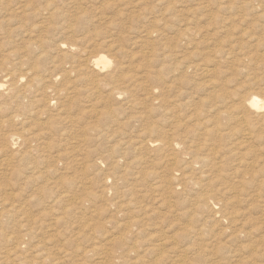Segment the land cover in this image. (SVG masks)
<instances>
[{
    "label": "rangeland",
    "instance_id": "1",
    "mask_svg": "<svg viewBox=\"0 0 264 264\" xmlns=\"http://www.w3.org/2000/svg\"><path fill=\"white\" fill-rule=\"evenodd\" d=\"M262 6L264 0H0V264H172L178 255H230L237 243L226 236V220L194 202L212 178L216 210L223 203L264 208V165L253 177L245 173L264 161L254 155L264 151V122L247 153L237 148L246 139L243 124L227 119L250 113L243 102L250 94L264 96ZM101 53L110 67H84ZM210 120L220 121L225 138L203 133ZM163 131L180 141L173 163L156 145H142ZM214 146L232 150L218 155L215 169L193 163L199 184L178 185L174 178L184 181L190 171L185 165L209 157ZM250 193L263 197L246 205ZM16 244L21 248L5 255ZM39 249L48 258L37 262ZM156 255L167 258L155 262Z\"/></svg>",
    "mask_w": 264,
    "mask_h": 264
},
{
    "label": "bare ground",
    "instance_id": "2",
    "mask_svg": "<svg viewBox=\"0 0 264 264\" xmlns=\"http://www.w3.org/2000/svg\"><path fill=\"white\" fill-rule=\"evenodd\" d=\"M260 4V3H259ZM179 5V4H178ZM261 6V5H260ZM263 7V6H262ZM173 9V8H172ZM255 11V10H254ZM259 12V11H258ZM184 13V12H183ZM255 13V12H254ZM261 14H259L258 16L262 17L264 19V7L263 9H261L260 11ZM185 15V14H184ZM185 16H188V15H185ZM255 16V15H254ZM256 17V16H255ZM258 17V18H259ZM261 18V19H262ZM262 19V20H263ZM183 30V29H182ZM180 31V30H179ZM184 31V30H183ZM188 32V31H187ZM186 32V33H187ZM192 33V32H191ZM251 33V32H250ZM149 34V33H148ZM189 34V33H188ZM179 35V34H177ZM187 35V34H186ZM185 35V36H186ZM192 35V34H191ZM253 35H255L253 33ZM174 36H175V33H174ZM189 36V35H187ZM186 36V37H187ZM184 37V36H183ZM245 37V36H244ZM146 38V36H145ZM178 38V36H177ZM246 38V37H245ZM251 38V36L249 37ZM259 39V38H258ZM173 40V38H172ZM183 40V39H182ZM190 40V38H189ZM256 40V39H255ZM254 40V41H255ZM174 41V40H173ZM184 41V40H183ZM250 41V40H249ZM253 41V42H254ZM181 42V41H180ZM187 42V41H186ZM251 42V41H250ZM176 43V42H175ZM63 44V43H62ZM174 44V43H172ZM181 44V43H180ZM179 44V45H180ZM175 45V44H174ZM177 45V46H179ZM182 45V44H181ZM186 45V44H184ZM183 46V45H182ZM181 46V48L183 49V47ZM187 46V45H186ZM173 48V47H172ZM179 48V49H181ZM186 48V47H185ZM186 50V49H185ZM187 50H190V49H187ZM186 50V51H187ZM66 51V50H65ZM151 51V50H150ZM164 51V50H163ZM191 51V50H190ZM162 52V51H161ZM166 52V51H165ZM151 53V52H150ZM169 55V53H167ZM188 54V53H187ZM245 54V53H244ZM243 54V55H244ZM148 55V54H147ZM163 55V54H162ZM248 55V54H247ZM186 56V55H185ZM241 56V55H240ZM245 56V55H244ZM249 56V55H248ZM161 57V56H159ZM163 57V56H162ZM161 57V58H162ZM149 57H147L148 59ZM151 58V57H150ZM152 60V59H151ZM164 60V59H163ZM174 60V59H173ZM177 60V59H176ZM162 61V60H161ZM165 61H167L165 59ZM192 61V60H191ZM244 61V60H243ZM168 62V61H167ZM170 62V61H169ZM189 62V61H188ZM111 59L105 55V53H101V54H97L91 58H89L85 63H84V67L88 68V69H92V70H101V69H105L107 67H110L111 66ZM176 64V63H175ZM192 64V63H191ZM189 65L188 67L190 68L192 65ZM160 65V64H159ZM178 65H181V64H178ZM188 65V64H187ZM207 65V64H206ZM156 66V65H155ZM174 66V65H173ZM198 66V65H197ZM196 66V67H197ZM202 66V65H201ZM204 66V65H203ZM175 67V66H174ZM166 68V67H165ZM177 68V67H176ZM183 68H185L183 66ZM202 68V67H201ZM178 69V68H177ZM186 69V68H185ZM197 69V68H196ZM193 70V69H192ZM203 73H206L209 71V69L207 67H204L202 69ZM86 71V70H85ZM185 71V70H184ZM182 71V72H184ZM82 72V71H81ZM180 72V73H182ZM187 72V71H186ZM200 72V71H199ZM179 73V72H178ZM202 73V74H203ZM35 74V73H34ZM201 74V73H200ZM33 75V74H32ZM110 75V73H109ZM108 75V76H109ZM162 77V75H160ZM200 76V75H199ZM8 77V75H7ZM164 77V76H163ZM176 77V76H175ZM180 77V75H179ZM178 75L176 77L179 78ZM6 78V77H5ZM84 78L86 79H89L94 85L98 84L99 80L101 81V79L98 80V78H91L88 77V76H84ZM183 78V76H182ZM191 78V77H190ZM197 78V77H196ZM201 78V77H200ZM32 79V78H31ZM37 79V77H34L33 80L35 81ZM84 79V80H85ZM163 79V78H162ZM195 79V78H194ZM32 80V81H33ZM171 80V79H170ZM166 81V79H165ZM193 81V79H192ZM168 82V81H166ZM196 82V81H195ZM89 83V82H88ZM165 83V82H164ZM107 84V83H106ZM164 85V84H162ZM183 85V84H182ZM185 85V84H184ZM4 86V84L2 82H0V89ZM11 88L10 89H13V91L15 90V95H18L20 93V90H18V88H16V86H14L13 84H11ZM169 86V84H168ZM10 87V86H9ZM182 87H185V86H182ZM99 88V87H98ZM97 88V89H98ZM102 88V87H100ZM168 89V88H167ZM92 90V89H91ZM185 90V88H184ZM187 90V89H186ZM7 91V90H6ZM24 91V90H23ZM188 91V90H187ZM28 92V91H27ZM35 92V91H34ZM186 93V91H184ZM184 92H182V94H184ZM7 93V92H6ZM9 94V93H8ZM7 94V95H8ZM25 94V93H23ZM192 94V93H191ZM189 95V94H188ZM57 96V95H56ZM184 95H182L183 97ZM181 97V98H182ZM185 97V96H184ZM188 97V96H187ZM34 98V97H33ZM194 98V97H191V99ZM183 99V98H182ZM189 99V98H188ZM167 100V99H166ZM193 101V100H192ZM196 102V100H195ZM244 108L246 110H248L250 113H245L244 110H241V111H238L237 114L235 113L234 115H229L227 117V119H229L228 121L230 120H233L235 119L237 121V124L238 123H241L243 124L241 126V124H239L241 126V129L243 130V136L246 137L245 140L241 141L239 143V146L237 148H242L244 147L245 151H248L247 153H249L251 151V147H252V144H250L251 141H254V139L256 138V135L254 134V131L257 127V125H261L263 122H264V96L263 98L260 97L258 95V93H253V94H250V96H247L245 99H244ZM199 103V102H198ZM173 103H171L172 105ZM192 104V103H191ZM200 104V103H199ZM165 105V103H164ZM174 105V104H173ZM189 105V104H188ZM193 105V104H192ZM191 105V107H192ZM203 105V104H202ZM201 106V105H200ZM188 107V106H187ZM194 107V106H193ZM202 107V106H201ZM204 107V106H203ZM170 108V107H169ZM185 108V107H184ZM207 108V107H206ZM211 108V107H209ZM168 109V108H167ZM186 109V108H185ZM190 109V108H189ZM221 110V108H219ZM218 109V110H219ZM188 110V109H187ZM217 110V111H218ZM194 111V109H193ZM204 111V110H203ZM205 112V111H204ZM207 112V111H206ZM219 112V111H218ZM220 113V112H219ZM218 113V114H219ZM223 113V112H222ZM172 114V113H171ZM189 114V113H188ZM187 114V115H188ZM197 114V113H196ZM195 114V115H196ZM187 115H184V118L187 116ZM190 115V114H189ZM214 115V114H213ZM200 117V116H199ZM179 118V117H178ZM183 118V120H184ZM187 118V117H186ZM185 118V122L188 121L186 120ZM204 118V117H203ZM207 118V117H206ZM205 118V119H206ZM217 118V117H216ZM220 118V117H219ZM202 119V118H201ZM218 119V118H217ZM175 120H176V117H175ZM178 120V119H177ZM180 120V118H179ZM220 120V119H219ZM253 120H255L253 122ZM196 121V120H195ZM198 121V120H197ZM202 121V120H201ZM204 121V120H203ZM176 122V121H175ZM174 122V123H175ZM220 122V121H219ZM219 122H212L211 120L208 122V123H203L202 126V130H203V133L204 134H209V136L211 137V139L213 138H216V137H223L225 138V135L223 134L222 132V124H219ZM180 123V122H178ZM188 123H190L188 121ZM187 123V124H188ZM170 124H173V121L172 123ZM192 124V123H190ZM227 124V123H226ZM189 125V124H188ZM193 125V124H192ZM238 125V126H239ZM174 126V125H173ZM177 126V125H176ZM239 126V127H240ZM171 128V127H170ZM174 128V127H173ZM180 128V127H179ZM178 129V128H177ZM173 130V129H172ZM182 130V129H181ZM180 130V131H181ZM199 130V128H198ZM241 130V132H242ZM170 131V130H169ZM200 131V130H199ZM201 132V131H200ZM176 135V133H174ZM178 134V133H177ZM202 134V135H204ZM15 135V134H13ZM12 135V136H13ZM175 135H170L169 133L163 131L161 136L162 138L160 139H150V140H147L145 141L142 145L144 147H147V145H151V146H155L156 145V149L159 150V152L162 154L163 157H167V160L168 162H171L173 163L174 161H177V151H176V148L178 147L180 141H177V136ZM178 136H183L181 134H179ZM206 136V135H204ZM195 137H197L195 135ZM196 139V138H195ZM202 139V138H201ZM198 141H202V140H199ZM203 142V141H202ZM208 142V141H207ZM9 145V144H8ZM210 145V144H209ZM214 145V144H213ZM11 146V145H10ZM211 146V145H210ZM209 146V147H210ZM219 147V148H218ZM214 146L210 149V153H209V157H200L197 159V160H193L192 162H188L189 164L185 165V168H190V171L188 173H185L184 174V181H181L180 182V179L175 177L174 179L176 180V183L178 185H180L181 183H194V184H199L197 178L195 177V167H194V164H197L199 163L200 165L203 166H210L211 168L215 169V167H218V164H220V160L219 161H216V159L218 158V155L223 153V156L226 157L227 155V151L230 152V149L232 150V148H229V147H221V146ZM264 146H262L263 148ZM155 148V147H154ZM200 148V145L197 146V149ZM223 149V151H222ZM261 149V148H260ZM264 149V148H263ZM154 150V149H153ZM235 150V149H234ZM237 150V149H236ZM259 150V149H258ZM240 151V150H239ZM242 151V149H241ZM245 151H242V155H245L243 154ZM184 152V151H183ZM202 153V152H201ZM232 154V152H231ZM264 154V151L262 150L261 152H255L254 155H255V159H258L259 157H261L262 155ZM179 155V154H178ZM222 157V155H220ZM241 158V157H240ZM225 163V161H224ZM248 163V162H246ZM245 163V165H246ZM227 164V163H226ZM248 165V164H247ZM246 165V166H247ZM263 165H264V161L262 160H254L253 162H251L247 168L249 170L245 171V173H249L251 177L257 175V173L259 172V169L260 168H263ZM239 166V165H238ZM244 166V165H243ZM251 166V167H250ZM241 167V166H240ZM229 168V167H228ZM244 168H246L244 166ZM219 169V168H218ZM222 169V168H221ZM220 169V170H221ZM232 169H235V168H232ZM198 170V169H197ZM188 171V170H187ZM210 171V170H209ZM233 171V170H232ZM231 171V172H232ZM205 171H201V173L198 174V176L200 175L201 177V174H203ZM227 172V170H226ZM229 172V171H228ZM235 173V171H233ZM211 173V172H210ZM239 174H241L240 172H238ZM206 174V173H205ZM216 174V173H215ZM233 175V174H230V176ZM242 175V174H241ZM211 176V175H210ZM249 176V177H250ZM212 177V176H211ZM241 176H239L240 178ZM248 177V175H247ZM196 178V179H195ZM199 178V177H198ZM215 178V177H213ZM229 178V177H228ZM238 178V177H237ZM238 178V179H239ZM244 178V177H243ZM207 179V178H206ZM250 179V178H248ZM212 182L209 181L208 184H210L211 186L209 188H201L200 191H198L195 195L196 197V201L194 203L197 204V210L203 208V207H208L210 209V212H212L211 215L213 216H216L218 213H221V217L223 219L226 220V222L228 223V228H225L228 229L230 232L229 234L226 236H228L234 243H237L235 244V248L234 249H231L230 250V255H178L176 259L173 260V263L172 264H264V208L261 207V209H258V208H255V207H245V209H242L243 206L241 208H239L238 206L236 205H232L230 203H223L221 206H220V209L219 210H216L213 205L216 204L214 201H211L210 199V196H209V192L213 189L212 187L214 186L213 184V180L211 178ZM247 180V179H246ZM204 181V179L202 180ZM217 182V181H216ZM236 182V181H235ZM238 182H240L238 180ZM218 183V182H217ZM246 181L243 180L242 184H245ZM175 184V183H174ZM207 184V185H208ZM238 184V183H237ZM177 186V185H176ZM237 186V185H236ZM182 187V186H181ZM215 188V186H214ZM236 188V187H234ZM177 189V188H176ZM232 189V188H231ZM228 190V189H227ZM175 190L173 189V191L171 192H174ZM187 192V191H185ZM235 192H237L235 190ZM172 194V193H171ZM190 194V193H189ZM194 194V193H193ZM250 196V201L249 200H245V204L246 205H249L251 204V200L253 199L252 197H255V198H261L263 196H259V195H255V194H248L247 197ZM71 200V199H70ZM77 201V200H76ZM181 202V201H180ZM171 203V202H170ZM182 203L183 200H182ZM218 209V208H217ZM149 210V209H148ZM149 213V212H148ZM259 213V214H258ZM144 214V213H143ZM253 214H258L257 216H253ZM209 216V214H208ZM212 216V217H213ZM220 217V218H221ZM218 219V218H217ZM210 220V218H209ZM216 221V220H214ZM220 221V220H219ZM212 222V221H211ZM218 222V221H217ZM216 222V223H217ZM221 222V221H220ZM215 223V224H216ZM223 224V223H222ZM224 225V224H223ZM222 225V226H223ZM199 227V225L197 226ZM195 227V228H197ZM202 227V226H201ZM221 227V226H219ZM207 228V227H206ZM217 227L215 226V229ZM224 228V227H223ZM221 230V229H220ZM224 230V229H223ZM222 230V231H223ZM215 231H218L217 229ZM214 231V232H215ZM221 231V232H222ZM206 232V231H204ZM199 233V232H198ZM223 233V232H222ZM221 233V234H222ZM216 234V232H215ZM219 234V233H218ZM165 236V235H163ZM223 237V235H222ZM161 239V236L159 237L158 236V239ZM169 238V237H168ZM156 239H157V236H156ZM165 239V238H164ZM227 239V238H226ZM229 239V240H230ZM1 240V238H0ZM6 241L9 240V239H5ZM11 240V238H10ZM154 240V238H153ZM163 240V239H162ZM166 240V239H165ZM225 240V239H224ZM158 242H160L159 240H157ZM156 241V242H157ZM3 242V241H1ZM23 242V241H22ZM164 242V240H163ZM216 242V241H215ZM162 243V242H161ZM168 243V242H167ZM213 244V243H212ZM209 245V244H208ZM232 245V244H231ZM164 246V245H163ZM212 246V245H211ZM215 246V245H213ZM233 246V247H234ZM210 246H208L209 248ZM225 247V246H224ZM18 248H21L19 244H16L15 246L11 247V248H8L6 249L5 251V255H11L14 251H16ZM41 250V251H40ZM43 252H45L44 250L42 249H39L38 253L35 255V257L37 258V262H38V259H47L48 258V254L47 256L44 254V255H41ZM165 257L166 255H156V260L155 262L157 261H165ZM170 257V256H169ZM168 257V258H169ZM167 258V257H166ZM25 260L24 259H19L17 261L18 264H25ZM32 263H29V264H35V261H31ZM170 262V261H169Z\"/></svg>",
    "mask_w": 264,
    "mask_h": 264
}]
</instances>
